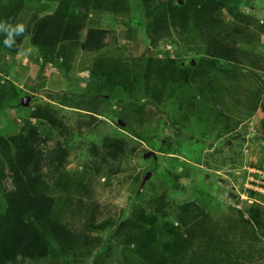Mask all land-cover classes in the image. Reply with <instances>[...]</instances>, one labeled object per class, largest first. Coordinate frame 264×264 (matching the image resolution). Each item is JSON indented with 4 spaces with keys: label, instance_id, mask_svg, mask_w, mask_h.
<instances>
[{
    "label": "rangeland",
    "instance_id": "rangeland-1",
    "mask_svg": "<svg viewBox=\"0 0 264 264\" xmlns=\"http://www.w3.org/2000/svg\"><path fill=\"white\" fill-rule=\"evenodd\" d=\"M15 1L27 33L16 55L0 49V85L8 81L10 95L0 103V136L37 128L41 172L48 191L66 208L64 220L101 242L92 256L74 264H131L123 229L133 212L161 205L160 223L184 231L185 212L192 207L183 205L191 202L217 221L221 240L240 264H264V0L239 5L259 21L257 35L242 46L248 53L244 70L233 80H203L227 86L220 102L219 95L201 92L199 78L186 88L166 86L156 100L135 83L108 93L91 74L99 57L128 64L132 80L146 52L179 58L183 66L198 60L204 42L193 30L155 48L150 44L142 0H128V10L119 7L118 13L92 8L87 22L106 29V47L96 53L78 50L69 68L61 61L42 62L30 42L35 18L55 12L59 2ZM258 89L262 101L253 111L249 93ZM46 111L56 125L44 118ZM93 212L99 228L89 230ZM17 264L65 263L20 258Z\"/></svg>",
    "mask_w": 264,
    "mask_h": 264
},
{
    "label": "trees",
    "instance_id": "trees-1",
    "mask_svg": "<svg viewBox=\"0 0 264 264\" xmlns=\"http://www.w3.org/2000/svg\"><path fill=\"white\" fill-rule=\"evenodd\" d=\"M57 1L55 12L33 21L30 42L42 62L61 61L67 68L78 50L96 53L106 47L103 42L106 29L89 26L87 22L92 8L106 6L115 13L119 12V7L129 8L128 0H113L111 5H107V0ZM242 1L182 0L176 4V0H142L150 44L155 48L164 39L175 35L181 38L193 30L204 42L198 60L183 66L179 58L159 57L146 52L143 64L138 72H133L132 80L128 64L99 57L90 69L91 74L102 81L108 93L127 89L135 83L136 88L156 100L164 95L166 86L186 88L199 78L203 82L202 89H205L201 92L209 97L219 95L217 101L220 102L223 94L219 93L227 86L203 80L211 76L213 79L233 80L235 74L244 70L243 59L248 53L242 48L243 44L250 43L257 35L254 26L259 21L241 10ZM21 10L22 6L15 0L0 3V21L13 25L19 23ZM227 15L231 18L229 22ZM26 33L27 29L16 37L13 47L8 48L4 45L5 34L0 32V49L16 55ZM217 69L219 75L209 73ZM7 84L8 81L0 85L1 104L10 99ZM261 95V89L249 93L248 105L253 111L261 105ZM43 114L48 123L56 125L50 112ZM222 116L228 118L223 113ZM261 125L264 134V120ZM39 136L37 128L29 129L28 133L0 136V264H17L20 258L34 261L55 259L74 264L92 256L101 244L89 231L79 232L64 220L66 208L48 191L41 172ZM183 206L192 207L185 212L187 227L184 231L160 223L161 205L158 210L137 209L133 212V220L128 219L123 229L125 244L130 247L134 258L131 264H240L230 254L232 248L221 240L220 231L215 228L217 221H213L211 214L196 202ZM198 212L203 213L206 220ZM87 226L89 230L99 228L94 212Z\"/></svg>",
    "mask_w": 264,
    "mask_h": 264
},
{
    "label": "clouds",
    "instance_id": "clouds-1",
    "mask_svg": "<svg viewBox=\"0 0 264 264\" xmlns=\"http://www.w3.org/2000/svg\"><path fill=\"white\" fill-rule=\"evenodd\" d=\"M26 30L24 23H17L15 25L0 21V32L5 34L4 45L8 48L13 47L17 36L22 35Z\"/></svg>",
    "mask_w": 264,
    "mask_h": 264
}]
</instances>
